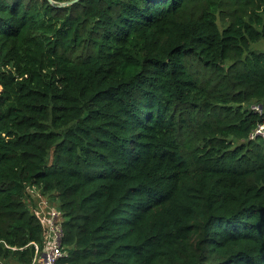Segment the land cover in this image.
I'll return each mask as SVG.
<instances>
[{
	"label": "trees",
	"instance_id": "trees-1",
	"mask_svg": "<svg viewBox=\"0 0 264 264\" xmlns=\"http://www.w3.org/2000/svg\"><path fill=\"white\" fill-rule=\"evenodd\" d=\"M65 1L0 0V264L46 201L57 264H264V0Z\"/></svg>",
	"mask_w": 264,
	"mask_h": 264
},
{
	"label": "built area",
	"instance_id": "built-area-1",
	"mask_svg": "<svg viewBox=\"0 0 264 264\" xmlns=\"http://www.w3.org/2000/svg\"><path fill=\"white\" fill-rule=\"evenodd\" d=\"M253 108L260 110L259 106H252ZM264 134V124H259L253 134ZM27 191L32 196H39V194L30 187H27ZM45 229L42 237V245L32 241L30 243L34 246V255L31 263L39 261L43 264H57L60 257L63 256L62 250V237H63V214L60 209L55 206L49 207L44 217Z\"/></svg>",
	"mask_w": 264,
	"mask_h": 264
},
{
	"label": "rangeland",
	"instance_id": "rangeland-1",
	"mask_svg": "<svg viewBox=\"0 0 264 264\" xmlns=\"http://www.w3.org/2000/svg\"><path fill=\"white\" fill-rule=\"evenodd\" d=\"M252 48L253 49H257V50H264V41H260V42H256V43H253L252 44ZM56 205L55 203H49V201H46L44 204H43V208H45L46 210L49 208V207H52Z\"/></svg>",
	"mask_w": 264,
	"mask_h": 264
},
{
	"label": "water",
	"instance_id": "water-1",
	"mask_svg": "<svg viewBox=\"0 0 264 264\" xmlns=\"http://www.w3.org/2000/svg\"><path fill=\"white\" fill-rule=\"evenodd\" d=\"M49 1L52 2V0H49ZM74 1H76V0L65 1V2L60 3V5L68 4V3H71V2H74Z\"/></svg>",
	"mask_w": 264,
	"mask_h": 264
}]
</instances>
